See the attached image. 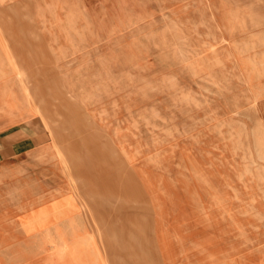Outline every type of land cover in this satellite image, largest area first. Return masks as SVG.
<instances>
[{"label": "rangeland", "instance_id": "obj_1", "mask_svg": "<svg viewBox=\"0 0 264 264\" xmlns=\"http://www.w3.org/2000/svg\"><path fill=\"white\" fill-rule=\"evenodd\" d=\"M9 10L0 8V86L12 105L0 122L30 118L51 153L27 205L51 209L25 233L24 217L10 215V264H59L52 245L77 264L84 237L90 264H264L263 0H10ZM60 82L81 99H63L81 117L73 137Z\"/></svg>", "mask_w": 264, "mask_h": 264}, {"label": "crops", "instance_id": "obj_2", "mask_svg": "<svg viewBox=\"0 0 264 264\" xmlns=\"http://www.w3.org/2000/svg\"><path fill=\"white\" fill-rule=\"evenodd\" d=\"M0 8L10 13V0H0ZM0 125H5L0 132V264H10V215L16 216L17 210L21 217L22 208L35 196L39 184L45 182L39 174L50 165L51 153L44 150L47 135L30 118L4 116Z\"/></svg>", "mask_w": 264, "mask_h": 264}, {"label": "bare ground", "instance_id": "obj_3", "mask_svg": "<svg viewBox=\"0 0 264 264\" xmlns=\"http://www.w3.org/2000/svg\"><path fill=\"white\" fill-rule=\"evenodd\" d=\"M9 1V0H8ZM229 1V0H228ZM236 1V0H235ZM264 1V0H263ZM173 2V1H172ZM231 2V1H230ZM238 2V1H237ZM183 3V2H182ZM188 3H190V2H188ZM215 3V2H214ZM229 4V3H228ZM235 4V3H234ZM239 4H241L240 2H239ZM162 5H163V3H162ZM238 5V4H237ZM244 5V4H243ZM260 5V4H259ZM207 6H208V4H207ZM248 6V5H247ZM246 6V7H247ZM258 6V5H257ZM249 8V7H248ZM188 9V8H187ZM187 9H185V10H187ZM208 9V8H207ZM184 10V9H183ZM201 10V9H200ZM211 10V9H210ZM253 10V9H252ZM67 11H68V9H67ZM203 11V10H202ZM219 12V11H218ZM217 12V13H218ZM41 13V12H40ZM70 13V12H69ZM205 13V12H204ZM211 13V12H210ZM252 13V12H251ZM256 13V12H255ZM181 14V13H180ZM191 14V13H190ZM204 15H206V14H204ZM209 15V14H208ZM254 15V14H253ZM218 16V15H217ZM53 17V16H52ZM185 17V16H184ZM189 17V16H188ZM196 17V16H195ZM201 17V16H200ZM206 17V16H205ZM214 17V16H213ZM44 18V17H43ZM192 18H194V17H192ZM203 18V17H202ZM201 18V19H202ZM212 18V17H211ZM242 18V17H241ZM253 18V17H252ZM34 19V18H33ZM67 19V18H66ZM165 19V18H164ZM247 19V18H246ZM258 19V18H257ZM262 19V18H261ZM163 20V19H162ZM172 20H174V19H172ZM198 20V19H197ZM203 20V19H202ZM234 20H236L235 18H234ZM260 20V19H259ZM190 21H192V20H190ZM199 21V20H198ZM257 21V20H256ZM180 22V21H179ZM215 22V21H214ZM261 22V21H260ZM43 23V22H42ZM177 23V22H176ZM184 23V22H183ZM203 23V22H202ZM209 23V22H208ZM256 23H258V22H256ZM262 23V22H261ZM264 23V22H263ZM168 24H171V23H168ZM193 24V23H192ZM210 24V23H209ZM254 24V23H253ZM40 25V24H39ZM176 25V24H175ZM194 25V24H193ZM212 25V24H211ZM251 25V24H250ZM177 26V25H176ZM186 26V25H185ZM188 26V25H187ZM167 27V26H166ZM192 27V26H191ZM210 27V26H209ZM250 27V26H249ZM70 29V28H69ZM174 29V28H173ZM216 29V28H215ZM235 29V28H234ZM247 29V28H246ZM255 29H257V28H255ZM44 30V29H43ZM169 30V29H168ZM217 30V29H216ZM230 30V29H229ZM40 31V30H39ZM210 31V30H209ZM255 31V30H254ZM43 32V31H42ZM140 32V31H139ZM166 32H168V31H166ZM220 32V31H219ZM230 32V31H229ZM74 33V32H73ZM172 33V32H171ZM183 34V33H182ZM255 35H257L256 33H254ZM173 35V34H172ZM180 35V34H179ZM232 35V34H231ZM238 35V34H237ZM253 35V34H252ZM67 36V35H66ZM176 36V35H175ZM217 36V35H216ZM215 36V37H216ZM239 36V35H238ZM251 36V35H250ZM174 37V36H173ZM182 37V36H181ZM208 37V36H207ZM186 38V37H185ZM210 38H212L211 36H210ZM220 38H221V36H220ZM252 38V37H251ZM53 39V38H52ZM75 39H76V37H75ZM182 39V38H181ZM77 40H79V39H77ZM229 40V39H228ZM211 41V40H210ZM50 42H52V41H50ZM158 42V41H157ZM206 42V41H205ZM236 43V42H235ZM261 43V42H260ZM259 43V44H260ZM263 43V42H262ZM49 44V43H48ZM70 44V43H69ZM212 44V43H211ZM217 44V43H216ZM221 44V43H220ZM51 45V44H50ZM54 45V44H53ZM57 45V44H56ZM186 45V44H185ZM188 45V44H187ZM190 45V44H189ZM205 45V44H204ZM256 45H258V44H256ZM263 45V44H262ZM78 46V45H77ZM86 46V45H85ZM180 46V45H179ZM211 46H214V45H211ZM216 46V45H215ZM223 46V45H222ZM259 46V45H258ZM27 47V46H26ZM72 47V46H71ZM182 47V46H181ZM199 47V46H198ZM208 47V46H207ZM234 47V46H233ZM82 48V47H81ZM200 48H201V46H200ZM217 48V47H216ZM227 48V47H226ZM230 48V47H229ZM252 48H253V46H252ZM251 48V49H252ZM57 49H59V48H57ZM205 49V48H204ZM209 49V48H208ZM51 50H52V48H51ZM187 50V49H186ZM199 50V49H198ZM232 50H233V48H232ZM77 51V50H76ZM179 51V50H178ZM181 51V50H180ZM183 51V50H182ZM196 51V50H195ZM51 52V51H50ZM200 52V51H199ZM223 52V51H222ZM237 52V51H236ZM240 52V51H239ZM246 52H247V50H246ZM61 53V52H60ZM83 53V52H82ZM81 53V54H82ZM187 53V52H186ZM248 53H249V51H248ZM51 54H52V52H51ZM226 54V53H225ZM61 55H62V53H61ZM191 55V54H190ZM197 55V54H196ZM243 55V54H242ZM63 56V55H62ZM67 56V55H66ZM83 56V55H82ZM232 56V55H231ZM256 56H258V55H256ZM61 57V56H60ZM54 58V57H53ZM196 58V57H195ZM204 58V57H203ZM182 59V58H181ZM259 59V58H258ZM186 59H184V61H185ZM193 60V59H192ZM182 61V60H181ZM250 61V60H249ZM249 61H248V63H249ZM214 62V61H213ZM259 62V61H258ZM211 63V62H210ZM216 63V62H215ZM214 63V64H215ZM201 64V63H200ZM220 64V63H219ZM230 64V63H229ZM211 65H212V63H211ZM232 65V64H231ZM207 66V65H206ZM223 66V65H222ZM56 67H58V66H56ZM187 67V66H186ZM189 67V66H188ZM16 69V68H15ZM59 69V68H58ZM225 69V68H224ZM232 69V68H231ZM57 70V69H56ZM51 71V70H50ZM59 71V70H58ZM57 71V72H58ZM238 71V70H237ZM222 72V71H221ZM232 72V71H231ZM67 73V72H66ZM213 73V72H212ZM231 74V73H230ZM238 74V73H237ZM62 76V75H61ZM115 76V75H114ZM208 76H209V74H208ZM227 76V75H226ZM234 76V75H233ZM63 77V76H62ZM65 78V77H64ZM115 78V77H114ZM216 78V77H215ZM218 78V77H217ZM216 78V79H217ZM233 78V77H232ZM235 78V77H234ZM113 79V78H112ZM208 79V78H207ZM20 80V79H19ZM76 81H77V79H75ZM75 80H74V82H75ZM93 80V79H92ZM91 80V81H92ZM119 80V79H118ZM211 80V79H210ZM237 80V79H236ZM96 81V80H95ZM136 81H137V79H136ZM162 81V80H161ZM78 82V81H77ZM112 82V81H111ZM130 82V81H129ZM170 82H172V81H170ZM231 82H233L232 80H231ZM95 83V82H94ZM124 83V82H123ZM146 84V83H145ZM242 84V83H241ZM131 85V84H130ZM7 86H9L8 84H6V85H4V84H1V86H0V110H2V109H5V110H7V109H10V105H12V101H11V99H10V89H9V87H7ZM54 86H56V88H57V91H56V94H58V96H57V98H56V100L59 102L58 104H60V107L62 106V107H65L66 105H64V103H63V99H64V101L65 100H69L70 101V103L72 104V105H74L75 107H79V108H81L80 106H81V99L79 98L80 97V95H79V97H78V95L76 94V93H74V92H71L70 90V87L69 86H67L64 82H60V84H57V85H55L54 84ZM164 86V85H163ZM166 86V85H165ZM168 86V85H167ZM171 86V85H170ZM76 87V86H75ZM174 87V86H173ZM172 87V88H173ZM4 88V90H2ZM55 88V87H54ZM114 88V87H113ZM119 88V87H118ZM126 88V87H125ZM146 88V87H145ZM175 88V87H174ZM173 88V89H174ZM176 88H178V87H176ZM224 88V87H223ZM78 89V88H77ZM166 89V88H165ZM241 89V88H240ZM76 90V89H75ZM156 90V89H155ZM160 90H161V88H160ZM168 90H170V89H168ZM177 90V89H176ZM80 90H78V92H79ZM85 91V90H84ZM95 91V90H94ZM172 91V90H171ZM51 92H54L55 93V90L53 89V90H51ZM81 92V91H80ZM152 92V91H151ZM167 92V91H166ZM26 93V92H25ZM173 93H175V92H173ZM177 93L178 92H176V95H177ZM149 94V93H148ZM179 94V93H178ZM232 94V93H231ZM99 95V94H98ZM25 96V95H24ZM126 96V95H125ZM87 98H88V96H87ZM91 98H94V97H91ZM126 98V97H125ZM118 99V98H117ZM183 99V98H182ZM19 100V99H18ZM87 100V99H86ZM119 100V99H118ZM175 100V99H174ZM185 100V99H184ZM116 101V100H115ZM186 101H188V100H186ZM66 102V101H65ZM183 102V101H182ZM192 102V101H191ZM112 103V102H111ZM187 103V102H186ZM185 103V104H186ZM189 103H190V101H189ZM66 104V103H65ZM87 104V103H86ZM193 104V103H192ZM111 105V104H110ZM93 106V105H92ZM101 106V105H100ZM116 106V105H115ZM114 106V107H115ZM55 107V106H54ZM112 107V106H111ZM201 107V106H200ZM67 108V106L65 107V109ZM69 108V115H70V117L68 118V119H66L64 122H62V125H64V132L63 133H66V134H68V136H74L75 134L76 135H79L80 134V129H79V123H80V120H81V117H79L78 116V114H77V112H74L73 110H72V108H74V107H72V108H70V107H68ZM67 108V109H68ZM110 108V107H109ZM194 108V107H193ZM39 109H41V108H39ZM57 109H58V105H57ZM84 109V108H83ZM90 109V108H89ZM99 109V108H98ZM115 109V108H114ZM74 110H76V109H74ZM97 110V109H96ZM109 110H111V109H109ZM100 113V112H99ZM98 114V113H97ZM103 114V113H102ZM46 115V114H45ZM85 115V114H84ZM94 115V114H93ZM107 115V114H106ZM95 116V115H94ZM99 116V115H98ZM97 116V117H98ZM105 117V116H104ZM214 117V116H213ZM85 118L87 119V122H90L89 120H90V116L89 115H85ZM209 118V117H208ZM114 119V118H113ZM38 120V119H37ZM93 120V119H92ZM100 120V119H99ZM98 120V121H99ZM213 120V119H212ZM45 121H46V124H47V127H48V129H49V131L53 134L54 133V130H53V125H52V123H54V120L52 119V118H50V117H47V115H46V118H45ZM97 121V122H98ZM125 121V120H124ZM230 121V120H229ZM99 122H101V121H99ZM118 122V121H117ZM231 122V121H230ZM95 123V122H94ZM216 123V122H215ZM224 123V122H223ZM237 123V122H236ZM90 124H92L91 122H90ZM30 125V124H29ZM116 125V124H115ZM217 125H218V123H217ZM240 125V124H239ZM238 125V126H239ZM22 126V125H21ZM117 126V125H116ZM219 126H220V124H219ZM228 126V125H227ZM240 126H242V125H240ZM104 127V126H103ZM117 127H119V126H117ZM243 127V126H242ZM241 127V128H242ZM114 128V127H113ZM236 128V127H235ZM244 128V127H243ZM216 129V128H215ZM227 129H228V127H227ZM231 129V128H230ZM237 129V128H236ZM245 129V128H244ZM243 129V130H244ZM59 130V129H58ZM115 130V129H114ZM126 130V129H125ZM207 130V129H206ZM214 130V129H213ZM218 130V129H217ZM231 130H233V129H231ZM238 130H240V129H238ZM31 131V130H30ZM59 131H61V130H59ZM263 131V130H262ZM190 132V131H189ZM197 132V131H196ZM216 132V131H215ZM218 132V131H217ZM256 132V131H255ZM176 133H178L179 134V132H176ZM229 133V132H228ZM234 133V132H233ZM248 133V132H247ZM257 133V132H256ZM115 134V133H114ZM131 134V133H130ZM216 134V133H215ZM221 134V133H220ZM140 135V134H139ZM184 135V134H183ZM222 135V134H221ZM230 135V134H229ZM244 135V134H243ZM115 136H116V134H115ZM242 136V135H241ZM246 136V135H245ZM250 136V135H249ZM258 136V135H257ZM185 137V136H184ZM220 137V136H219ZM221 137H223V136H221ZM220 137V138H221ZM228 137V136H227ZM260 137V136H259ZM264 137V136H263ZM240 138V137H239ZM73 139V138H72ZM115 140V139H114ZM186 140V139H185ZM208 140H209V138H208ZM249 139H247V141H248ZM240 141V140H239ZM179 142V141H178ZM181 142V141H180ZM185 142V141H184ZM191 142V141H190ZM194 142H196V141H194ZM193 142V143H194ZM236 142V141H235ZM114 142L112 141V139H108V140H105V142H103V148L104 149H106V151L107 152H109V154L110 155H112L114 158L115 157H117L119 154L117 153V150H116V148H115V146H114V144H113ZM161 143V142H160ZM249 143V142H248ZM55 144H56V146L59 148V150H58V158H59V160H60V162H62V164L63 165H65V167L64 168H66L67 170V172H68V175H69V177L71 178V180L72 181H77L76 180V178L72 175V172H71V169H70V164H71V160H70V158H69V153H67V150L65 149V146L64 145H62V144H59V142L56 140V142H55ZM187 144H188V142H187ZM203 144V143H202ZM237 144V143H236ZM239 144H240V142H239ZM180 145V144H179ZM190 145V144H189ZM193 145V144H192ZM197 145V144H196ZM241 145V144H240ZM250 145V144H249ZM230 146H232V145H230ZM243 146V145H242ZM48 147V145H46L45 147H44V150L45 149H49V147ZM237 147H239V146H237ZM255 147H257V146H255ZM259 147V146H258ZM263 147V146H262ZM190 148H191V146H190ZM234 148V147H233ZM129 149V148H128ZM199 149V148H198ZM213 149V148H212ZM223 149V148H222ZM231 149V148H230ZM234 149H236V148H234ZM249 149V148H248ZM224 150V149H223ZM237 150V149H236ZM239 150V149H238ZM244 150V149H243ZM258 150V149H257ZM264 150V149H263ZM144 151V150H143ZM250 151V150H249ZM147 152V151H146ZM219 152V151H218ZM238 152V151H237ZM264 152V151H263ZM196 153V152H195ZM200 153V152H199ZM222 153V152H221ZM226 153V152H225ZM249 153V152H248ZM259 153V152H258ZM74 154H76L75 152H74ZM78 154V153H77ZM149 154V153H148ZM234 153H232V155H233ZM239 154V153H238ZM242 154H243V152H242ZM251 154V153H250ZM260 154V153H259ZM39 155H40V153H39ZM245 155V154H244ZM244 155H243V157H244ZM253 155V154H252ZM44 156V155H43ZM153 156H155V155H153ZM230 156V155H229ZM234 156V155H233ZM251 156V155H250ZM150 157V156H149ZM158 157V156H157ZM237 157V156H236ZM39 158V157H38ZM152 158V157H151ZM37 159V158H36ZM42 159V158H41ZM45 159V158H44ZM55 159V158H54ZM147 159V158H146ZM246 159V158H245ZM264 159V158H263ZM175 160V159H174ZM202 160H204V159H202ZM201 160V161H202ZM225 160V159H224ZM141 161V160H140ZM151 161V160H150ZM159 161V160H158ZM241 161V160H240ZM39 162V161H38ZM175 162V161H174ZM203 162V161H202ZM160 163V162H159ZM204 163H205V161H204ZM228 163V162H227ZM121 164L122 163H119V166H121ZM151 164V163H150ZM149 164V165H150ZM158 164V163H157ZM207 164V163H206ZM225 164H226V162H225ZM252 164V163H251ZM20 165V164H19ZM123 165V164H122ZM222 165V164H221ZM250 165V164H249ZM133 166V165H132ZM161 166V165H160ZM204 167V166H203ZM210 167V166H209ZM208 167V168H209ZM227 167V166H226ZM241 167V166H240ZM63 168V169H64ZM162 168V167H161ZM235 168V167H234ZM247 168V167H246ZM255 168V167H254ZM253 168V169H254ZM70 169V170H69ZM205 169V168H204ZM243 169V168H242ZM258 169V168H257ZM171 170V169H170ZM231 170V169H230ZM246 170V169H245ZM260 170H262L261 168H260ZM4 171V170H3ZM25 171V170H24ZM28 171V170H27ZM157 171V170H156ZM161 171V170H160ZM165 171V170H164ZM172 171H173V169H172ZM229 171V170H228ZM241 171V170H240ZM243 171V170H242ZM259 171V170H258ZM209 172V171H208ZM233 172V171H232ZM157 173H159V172H157ZM163 173V172H162ZM186 173V172H185ZM236 173V172H235ZM256 173V172H255ZM260 173V172H259ZM23 174V173H22ZM25 174V173H24ZM109 174V173H108ZM155 174V173H154ZM212 174V173H211ZM226 174H229V172L228 173H226ZM238 174H240V173H238ZM67 175V176H68ZM235 175V174H234ZM241 175V174H240ZM239 175V176H240ZM244 175V174H243ZM212 176H214L213 174H212ZM246 177V176H245ZM241 178V177H240ZM243 178V177H242ZM251 178V177H250ZM192 179V178H191ZM236 179H237V177H236ZM253 179H254V177H253ZM171 181V180H170ZM216 181H217V179H216ZM230 181V180H229ZM235 181H237V180H235ZM253 181V180H252ZM259 181V180H258ZM193 182V181H192ZM261 182V181H260ZM16 183V182H15ZM217 183H218V181H217ZM231 183H233L232 181H231ZM235 183V182H234ZM264 183V182H263ZM176 184V183H175ZM221 184V183H220ZM223 185V184H222ZM243 185V184H242ZM252 185H253V183H252ZM142 186V185H141ZM161 186V185H160ZM244 186H245V184H244ZM12 187H14V186H12ZM219 187H221L220 185H219ZM224 187V186H223ZM255 187V186H254ZM132 188V187H131ZM198 188V187H197ZM227 188H229V187H227ZM244 188V187H243ZM262 188V187H261ZM158 189V188H157ZM144 190V189H143ZM223 190V189H222ZM225 190V189H224ZM223 190V191H224ZM248 190V189H247ZM231 192H232V190H231ZM3 193V192H2ZM254 194V193H253ZM19 195V194H18ZM147 195V194H146ZM234 195V194H233ZM20 196V195H19ZM227 196V195H226ZM8 197V196H7ZM148 197V196H147ZM19 198V197H18ZM231 199V198H230ZM132 200V199H131ZM233 200V199H232ZM235 200H236V198H235ZM234 200V201H235ZM250 200V199H249ZM39 202L40 203H38V204H40L39 205V207H37V209H32V208H29V207H23L22 209H23V217H24V220H21L20 219V224H19V230H20V232H24L25 233V231H31L32 230V228H33V225L35 226V224L34 223H32V220H33V215L34 214H38V213H42V214H45L46 212H48L51 208H49V207H47V206H43L42 205V201H40L39 200ZM150 202V201H149ZM211 202V201H210ZM238 203V202H237ZM29 204H31V205H33L34 204V202H29ZM37 204V201L35 202V204L34 205H36ZM65 204H68L69 206H74V208H73V210L72 209H69L70 211H76V214H77V216H80V214H79V209H78V205H77V202H76V200H74V201H72V199H66L65 200ZM217 204H218V202H217ZM169 205V204H168ZM219 205V204H218ZM251 205V204H250ZM220 206V205H219ZM247 206V205H246ZM226 207H227V205H226ZM35 208V207H34ZM18 209V208H17ZM32 209V210H31ZM240 209V208H239ZM170 210V209H169ZM233 210V209H232ZM251 210V209H250ZM158 211V210H157ZM218 211V210H217ZM257 211V210H256ZM240 212H242L241 210H240ZM254 212V211H253ZM66 214V211L65 212H63V209H62V211H61V214ZM143 213V212H142ZM252 213V212H251ZM228 214V213H227ZM229 215V214H228ZM157 217V216H156ZM229 217V216H228ZM255 217V216H254ZM82 219V218H81ZM259 219V218H258ZM25 220H26V222H25ZM262 221V220H261ZM96 224V226H97V229H99V235H101V236H103V234L101 233V227H100V225H99V220L97 221L96 220V222H95ZM232 223V222H231ZM235 224V223H234ZM236 224H238V223H236ZM86 225H87V222H86ZM239 228H241L240 226H239ZM22 230V231H21ZM186 230V229H185ZM241 231H243L242 229H241ZM82 232V231H81ZM155 232V231H154ZM243 233V232H242ZM245 234V233H244ZM89 235V234H88ZM87 235V236H88ZM256 235H258V234H256ZM91 236V235H90ZM246 236V235H245ZM155 237V236H154ZM85 238V237H84ZM80 238V241H78L77 242V245H74V246H77V248H78V258H77V264H88L89 263V259L87 258V256H86V248H87V239L85 238ZM95 238V237H94ZM174 240V239H173ZM232 240H235V239H232ZM259 241V240H258ZM261 242L259 241V244H260ZM181 244V243H180ZM190 244V243H189ZM57 245H52L51 246V248L53 249V253L54 252H56V253H58L59 255H61V258H60V261L58 262L59 264H65V263H63V262H65V260H67L68 262H70L69 260L71 259V257L69 256V253L71 254V252L69 251V249H67L66 251L65 250H63V249H57V250H55L54 248L56 247ZM182 246V245H181ZM251 247V246H250ZM51 252V253H52ZM131 252V251H130ZM185 256V255H184ZM127 258V257H126ZM132 258V257H131ZM137 258V257H136ZM72 260V259H71ZM124 260V259H123ZM187 261V260H186ZM53 262H54V260H53ZM106 263V262H105ZM90 264V263H89ZM93 264V263H92Z\"/></svg>", "mask_w": 264, "mask_h": 264}]
</instances>
